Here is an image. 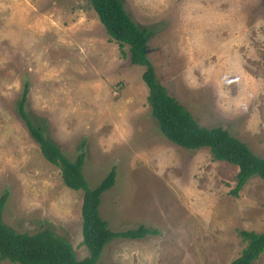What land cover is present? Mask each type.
I'll use <instances>...</instances> for the list:
<instances>
[{
    "label": "rangeland",
    "instance_id": "374dc122",
    "mask_svg": "<svg viewBox=\"0 0 264 264\" xmlns=\"http://www.w3.org/2000/svg\"><path fill=\"white\" fill-rule=\"evenodd\" d=\"M153 32L148 57L160 83L203 127H222L264 159V0H122ZM145 68L109 39L90 0H0V197L19 233L51 228L83 260V191L69 189L19 115L25 109L70 160L83 148L97 188L116 168L100 214L119 233L97 264H231L240 232H264V180L233 196L238 168L161 132ZM0 264H14L2 261ZM254 264H264V253Z\"/></svg>",
    "mask_w": 264,
    "mask_h": 264
},
{
    "label": "trees",
    "instance_id": "16d2710c",
    "mask_svg": "<svg viewBox=\"0 0 264 264\" xmlns=\"http://www.w3.org/2000/svg\"><path fill=\"white\" fill-rule=\"evenodd\" d=\"M93 10L106 30L109 39L121 49L127 47L132 65L142 66V79L148 88L147 102L152 116L163 135L175 145L187 149H209L214 161L238 168L233 196L248 184L251 178L264 180V159L222 127H203L192 114L173 98L164 87L148 57V43L153 32L138 26L128 15L122 0H90ZM264 21V16H263ZM19 104V115L31 137L39 145L43 157L61 171L64 184L71 190L83 191L82 236L88 256L77 258L73 245L51 229L36 234L19 233L3 221L8 193L0 197V262L14 264H97L104 248L115 239H145L157 235L156 230L140 225L125 232H113L100 214L102 196L116 183V168L95 188L90 189L84 177L86 154L83 148L75 160L68 159L60 148L50 141L44 129L35 124L25 109L26 94ZM245 243L241 255L231 264H254L264 253V232L242 231Z\"/></svg>",
    "mask_w": 264,
    "mask_h": 264
}]
</instances>
